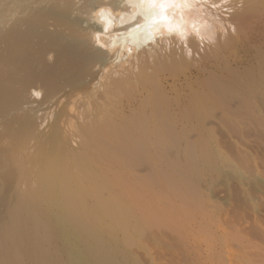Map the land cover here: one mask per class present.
<instances>
[{
  "label": "bare ground",
  "instance_id": "6f19581e",
  "mask_svg": "<svg viewBox=\"0 0 264 264\" xmlns=\"http://www.w3.org/2000/svg\"><path fill=\"white\" fill-rule=\"evenodd\" d=\"M20 1L0 0V264H146L145 244L264 264V213L208 193L260 173L264 0Z\"/></svg>",
  "mask_w": 264,
  "mask_h": 264
},
{
  "label": "rangeland",
  "instance_id": "374dc122",
  "mask_svg": "<svg viewBox=\"0 0 264 264\" xmlns=\"http://www.w3.org/2000/svg\"><path fill=\"white\" fill-rule=\"evenodd\" d=\"M17 4V9L16 6H14L12 14H17L21 12L22 7H19V2ZM146 10L147 12H149L148 18H152L155 15V9L148 8ZM11 17H13V15ZM101 17H103V15H101ZM140 34L144 38H146L145 44L143 46V48H146L148 45H150L154 37L153 33L151 34L146 28ZM219 138L222 141L224 139H227L228 135L226 134V132L223 131L222 133H220ZM237 138L238 137L236 136H231V140H237ZM250 152L254 157L255 163L258 166L257 168L260 172L258 176H256V174L254 176L246 175L243 177L242 180H240L233 174L226 173L222 174V176H220L218 180H216L210 187V192L208 193H210L213 198L220 201L222 205L223 211L221 215L225 212H228L229 214L253 212L264 213V165L262 164V161L260 162V160L263 159L262 156H264V150L261 146H256ZM147 246L148 245L145 244L144 248H140L138 251L143 262L148 264V252L151 254L153 252V255L156 254L160 256V259L157 260L156 264L170 263V261H168V256L166 252H156L166 250L165 247H158L154 244L150 245L149 247ZM205 258H208L207 254H203V259Z\"/></svg>",
  "mask_w": 264,
  "mask_h": 264
}]
</instances>
